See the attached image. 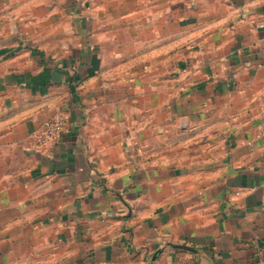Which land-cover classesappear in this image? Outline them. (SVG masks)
Returning <instances> with one entry per match:
<instances>
[{
  "label": "crops",
  "instance_id": "1",
  "mask_svg": "<svg viewBox=\"0 0 264 264\" xmlns=\"http://www.w3.org/2000/svg\"><path fill=\"white\" fill-rule=\"evenodd\" d=\"M0 264H264V0H0Z\"/></svg>",
  "mask_w": 264,
  "mask_h": 264
},
{
  "label": "built area",
  "instance_id": "2",
  "mask_svg": "<svg viewBox=\"0 0 264 264\" xmlns=\"http://www.w3.org/2000/svg\"><path fill=\"white\" fill-rule=\"evenodd\" d=\"M65 124V116L54 114L43 119L40 125L31 133V142L34 146H42L56 138Z\"/></svg>",
  "mask_w": 264,
  "mask_h": 264
},
{
  "label": "water",
  "instance_id": "3",
  "mask_svg": "<svg viewBox=\"0 0 264 264\" xmlns=\"http://www.w3.org/2000/svg\"><path fill=\"white\" fill-rule=\"evenodd\" d=\"M174 246H183V247H188V246H185V245H181V244H173Z\"/></svg>",
  "mask_w": 264,
  "mask_h": 264
}]
</instances>
